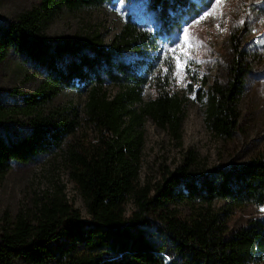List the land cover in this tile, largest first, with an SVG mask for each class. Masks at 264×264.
Listing matches in <instances>:
<instances>
[{"label": "trees", "instance_id": "obj_1", "mask_svg": "<svg viewBox=\"0 0 264 264\" xmlns=\"http://www.w3.org/2000/svg\"><path fill=\"white\" fill-rule=\"evenodd\" d=\"M109 1L37 0L0 23V62L21 54L41 76L14 104L20 116L13 121L7 117L15 109L0 100V178L15 163L58 151L88 214L81 218L64 193L31 216L15 214L0 227V264H165V257L167 264H264V216L229 227L244 207L264 208V147L238 165L197 174L188 173L196 163L190 150L175 172L139 181L144 120L180 139L183 100L171 89L174 66L164 51L213 0H142L149 20L126 16L108 44L98 33L57 41L42 33L56 12ZM229 43L224 76L196 95L206 129L227 137L238 127L237 96L254 71L247 59L264 34L253 46ZM67 87L86 94L82 112L51 104Z\"/></svg>", "mask_w": 264, "mask_h": 264}, {"label": "rangeland", "instance_id": "obj_2", "mask_svg": "<svg viewBox=\"0 0 264 264\" xmlns=\"http://www.w3.org/2000/svg\"><path fill=\"white\" fill-rule=\"evenodd\" d=\"M37 0H0V23L13 19L18 13L34 7ZM206 9L181 29L176 41L164 51L172 59L171 89L183 100L180 139L176 140L165 128L149 118L142 124L143 145L139 163V181L161 180L188 156L195 154L196 163L188 173L197 174L213 166L238 165L256 156L264 147V45L253 47L247 60L254 65L253 74L237 96L238 127L230 136L209 132L204 125V103L196 98L197 91L225 74L231 56L230 41L237 46H253L252 41L264 34V0H213ZM126 16L149 20L142 0H110L99 6L79 10H61L43 23L42 33L52 41L83 40L98 33L108 44ZM177 57L180 59L177 60ZM206 81L204 84L203 81ZM38 68L21 54L13 53L0 62V100L8 109L7 121L19 117L17 107L22 94L39 85ZM117 87L108 86L114 93ZM142 91V99L149 97ZM86 94L63 88L52 105H75L82 112ZM17 114V115H16ZM59 193L77 208L81 218L88 214L84 201L69 181L62 155L56 151L40 155L31 162L15 163L0 178V227L15 214L31 216L37 207ZM131 203H126V212ZM264 216V208L246 206L229 221L234 228L248 217ZM54 242H50L53 247ZM168 263L167 257L164 258Z\"/></svg>", "mask_w": 264, "mask_h": 264}, {"label": "snow or ice", "instance_id": "obj_3", "mask_svg": "<svg viewBox=\"0 0 264 264\" xmlns=\"http://www.w3.org/2000/svg\"><path fill=\"white\" fill-rule=\"evenodd\" d=\"M209 6H211V5H209ZM180 58L179 57H177V60H179Z\"/></svg>", "mask_w": 264, "mask_h": 264}]
</instances>
